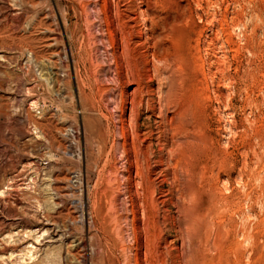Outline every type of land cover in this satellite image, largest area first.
Wrapping results in <instances>:
<instances>
[{"label": "rangeland", "instance_id": "1", "mask_svg": "<svg viewBox=\"0 0 264 264\" xmlns=\"http://www.w3.org/2000/svg\"><path fill=\"white\" fill-rule=\"evenodd\" d=\"M109 235L113 264H264V0H0V264Z\"/></svg>", "mask_w": 264, "mask_h": 264}, {"label": "bare ground", "instance_id": "2", "mask_svg": "<svg viewBox=\"0 0 264 264\" xmlns=\"http://www.w3.org/2000/svg\"><path fill=\"white\" fill-rule=\"evenodd\" d=\"M143 23V22H142ZM142 25V24H141ZM145 30H146V28H144ZM142 30H143V28H142ZM142 33H143V31H141ZM146 33V32H145ZM141 34V33H140ZM145 35V34H144ZM142 37V36H141ZM148 41H146V43H147ZM149 43V42H148ZM149 46V45H148ZM147 46V47H148ZM139 83V82H138ZM133 99V98H132ZM141 100V99H140ZM139 100V101H140ZM138 102V101H137ZM136 102V103H137ZM142 102V101H141ZM141 102L139 103L140 105H141ZM134 103V102H133ZM143 103V102H142ZM134 105H135V103H134ZM132 106V105H131ZM139 106V105H138ZM141 107V106H140ZM139 107V108H140ZM31 108H32V110H34L36 113L38 112V105H37V103H31ZM138 108V109H139ZM31 110V109H30ZM131 110H132V108H131ZM132 112V111H131ZM39 114V113H38ZM138 115V114H137ZM138 129V128H137ZM123 131H124V129H123ZM123 131L121 132V133H123ZM33 132H34V135H37V139L39 138V136H38V132H37V130L36 129H33ZM135 132V131H134ZM137 134H138V131H137ZM123 138V137H122ZM134 138H137V137H135L134 136ZM124 139V138H123ZM144 139H146V138H144ZM137 140V139H136ZM193 140V139H192ZM138 141V140H137ZM146 141V140H145ZM201 143V142H200ZM140 144H142V143H140ZM134 145V144H133ZM103 147H104V144H103ZM105 148V147H104ZM134 148H136V147H134ZM140 149H142V148H140ZM134 151V150H133ZM141 152H142V150H140ZM143 151H144V149H143ZM192 152V151H191ZM139 153V152H138ZM196 153V152H195ZM136 154V153H135ZM141 154H143V153H141ZM189 155V154H188ZM199 156V155H198ZM139 157V156H138ZM143 158H145V156L143 155ZM147 160H148V158H147ZM195 161V160H194ZM145 163V162H144ZM148 166V165H147ZM149 168V167H148ZM148 171V170H147ZM146 171V172H147ZM137 172H139V171H137ZM81 182V178L79 179V183ZM151 184V183H150ZM145 187V186H144ZM148 191V190H147ZM150 192V191H149ZM144 194V193H143ZM152 196V195H151ZM148 197V199L149 200H151V197H149V196H147ZM152 199H153V197H152ZM155 202V201H154ZM160 202V201H159ZM77 203V202H76ZM143 204V203H142ZM159 204V203H158ZM93 205H96V197L93 199ZM161 205V207H163L162 206V204H160ZM165 205V204H164ZM171 205V204H170ZM165 206H167V205H165ZM164 206V207H165ZM133 206H131V208H132ZM156 206L154 205V203L152 202V200L151 201H149V202H146V216H145V220L143 221V234H141V235H143L144 236V244H143V248H144V250H145V255H148L149 256V259L150 260H153V258H155L156 256H157V254H158V251H159V246H160V241H159V237H158V232L160 231V228H159V226H158V223H157V220H159V218L158 219H156V217H158V216H160V215H158V213H157V215H156V208H155ZM92 208H94V207H91V209ZM134 208V207H133ZM132 208V209H133ZM135 208H136V206H135ZM76 209H79L80 211L81 210H83V207H82V205L80 204V202H78V204H76ZM144 209V208H143ZM161 209V208H160ZM93 210V209H92ZM131 210V209H130ZM93 211H95V210H93ZM92 211V212H93ZM132 212V211H131ZM165 212V211H164ZM94 213V215L95 214H97L96 213V211L95 212H93ZM92 213V214H93ZM144 213V214H145ZM134 214H136V210H135V212H134ZM114 215V214H113ZM92 217H94V218H92ZM91 217V219L90 220H92V223H90L92 226L91 227H93L92 229H94L95 228V231L94 232H96V234H99V235H103V234H108V229H107V226L110 224L111 226H110V228L112 229V233H113V231L114 232H116L115 230H118V228H116L115 230H114V227H116L117 225H116V223L115 222H107L105 219H103V218H100V216L99 215H96V217L95 216H92ZM167 217V216H166ZM165 217V219H167ZM201 217V216H200ZM133 218V217H132ZM163 219V218H162ZM125 220V219H124ZM135 220V219H134ZM168 220V219H167ZM115 221H116V219H115ZM123 222V221H122ZM129 222V221H128ZM165 222V221H164ZM131 223V222H130ZM136 223V222H135ZM113 224V225H112ZM197 224V223H196ZM131 225V224H130ZM137 225V224H136ZM198 228V227H197ZM132 231L133 232H131V233H133V238H134V242L135 243H137V246H138V235H140V233H138V229L136 228V226H134V225H132ZM122 230V229H121ZM162 230V229H161ZM120 231V230H119ZM118 231V232H119ZM122 233V232H121ZM130 233V234H131ZM118 234V233H117ZM186 234V233H185ZM120 235V234H119ZM122 235V234H121ZM129 235V234H128ZM95 236H97V235H95ZM105 236V235H104ZM115 236V235H114ZM131 236V235H130ZM102 237V236H101ZM132 237V236H131ZM140 237V236H139ZM166 239V238H165ZM103 240V239H102ZM132 240V242H133V239H131ZM161 240V239H160ZM163 240V239H162ZM164 241V240H163ZM100 243V242H99ZM102 243V242H101ZM103 243H104V249H103V255L105 256V259H106V264H113L112 262V260H113V257L115 256V252H116V241H115V239H113V238H111V236L109 235V238L107 239V240H103ZM142 243V242H141ZM121 244V243H120ZM136 245V244H135ZM134 245V246H135ZM163 246V245H162ZM141 248V247H140ZM139 248V249H140ZM120 249H122V248H120ZM127 250H131V248H127ZM143 250V251H144ZM132 252V251H131ZM140 252V251H139ZM118 253H120V252H118ZM117 253V254H118ZM125 253H127V252H125ZM144 253V252H143ZM160 254V253H159ZM130 255V254H129ZM131 255H133V254H131ZM144 255V256H145ZM120 256H121V253H120ZM123 256V255H122ZM134 257H135V262H136V264H138V256H137V251H135V253H134ZM131 258H132V256H131ZM163 258V257H162ZM162 258H160V260L162 259ZM140 259V258H139ZM104 260V259H103ZM129 260H131V259H129L128 258V255L126 256V261H124V264H125V262L128 264L129 263ZM165 259L163 260V261H160V262H164L165 263ZM122 262V261H121ZM133 262V261H132ZM140 262V261H139ZM150 262V261H149ZM163 263V264H164ZM140 264V263H139Z\"/></svg>", "mask_w": 264, "mask_h": 264}]
</instances>
